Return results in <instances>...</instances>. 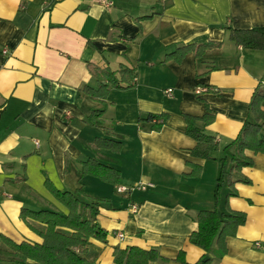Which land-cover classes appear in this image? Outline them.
Listing matches in <instances>:
<instances>
[{"label":"crops","instance_id":"1","mask_svg":"<svg viewBox=\"0 0 264 264\" xmlns=\"http://www.w3.org/2000/svg\"><path fill=\"white\" fill-rule=\"evenodd\" d=\"M110 1L0 0V233L41 242L21 208L67 214L54 191L83 187L82 199L104 198L84 212L107 232L104 241L88 239L89 264H118L114 248L128 246L156 249L161 259L148 264H180L179 252L191 264L202 256L211 264H264V154L245 150L253 164L232 171L234 185L223 178L216 186L225 147L252 120L251 96L264 87V50L236 45L229 30L264 27V0ZM212 41L220 45L174 53ZM91 65L135 67V82L109 89L104 102L91 98L85 88L98 87ZM200 86L207 90L196 95ZM207 106L213 120L205 131L219 145L213 158L194 156L196 143L184 132V116L200 117ZM97 110L104 112L93 126ZM146 113L165 115L159 130L149 129ZM97 138L121 147L102 148ZM88 158L120 169L118 183L83 175ZM146 183L153 186L137 187ZM215 207L247 219L225 239V253L216 246L205 253L189 240L197 212Z\"/></svg>","mask_w":264,"mask_h":264},{"label":"trees","instance_id":"2","mask_svg":"<svg viewBox=\"0 0 264 264\" xmlns=\"http://www.w3.org/2000/svg\"><path fill=\"white\" fill-rule=\"evenodd\" d=\"M229 39L236 45L248 49L264 50V27L246 30H229ZM220 43H206L194 46L192 44L176 48L175 54H183L193 49L200 54L206 48L219 46ZM174 53H171L174 54ZM91 73L97 77L98 87L96 89L87 87L86 92L91 98L104 102L109 89L127 88L133 85L136 78V68L121 65L117 71L109 67L90 66ZM264 101V87L260 84L255 88L250 102L249 110L252 120L243 122L237 137L225 147V155L220 159L221 169L216 186L219 187L223 178L227 184L234 185L230 178L232 171H240L243 167L253 164L251 158L245 155V150L264 154V109L261 102ZM103 110L94 111L90 116L93 126L100 125V117ZM165 115L147 114L143 118L149 124V129L159 130L164 124ZM185 134L194 139L196 145L192 154L202 158H213L212 154L219 148L217 138L205 131V126L213 120L211 110L206 107V112L200 117L185 115ZM100 140V138H97ZM98 146L118 152L120 141L102 138L97 142ZM234 150L230 151L229 148ZM229 163V164H228ZM83 175L93 174L110 184H117L120 176V169L110 164L102 163L93 158L82 162L80 169ZM240 182L250 184L248 178H239ZM57 199L67 207V214H61L49 209L32 210L26 207L21 208L19 217L27 223L41 238V242H17L10 237L0 233V263L27 264V261H34L38 264H89L86 259L88 239L94 238L104 241L107 232L93 223L85 214V209L92 207L96 201L104 198H92L86 201L81 198L85 196L83 187L76 191H54ZM234 195L235 191L232 192ZM229 195V194H228ZM227 195V196H228ZM218 193L215 191V203H218ZM91 198V197H90ZM215 204V205H216ZM33 220L45 225L44 230H38L30 225L28 220ZM246 216L243 212L230 210L226 213H219L213 209H201L197 212L196 221L198 228L189 236L192 244L198 246L204 252H209L214 246L220 253L226 252L225 239L228 236H235L238 226L245 223ZM62 228L68 230H62ZM113 259L118 264H148L150 261L161 259L156 249H141L135 246H128L124 249L115 247ZM180 264H191L184 260L179 252L177 257ZM193 264H211L210 259H203V256Z\"/></svg>","mask_w":264,"mask_h":264},{"label":"built area","instance_id":"3","mask_svg":"<svg viewBox=\"0 0 264 264\" xmlns=\"http://www.w3.org/2000/svg\"><path fill=\"white\" fill-rule=\"evenodd\" d=\"M100 4H102L103 6H105V7H109V6H111V4H113V3H111V1L110 0H97ZM4 53L6 52V49L3 51ZM207 89L205 88V87H198V88H196L195 90H194V93L196 94V95H201V93L202 92H204V91H206ZM172 92V89H167V90H165V93L166 94H170ZM153 185L151 184V183H146V184H139V185H137V187L138 188H140V189H146L147 187H152ZM135 208V207H134ZM119 237L120 238H122L123 237V235L120 233L119 234Z\"/></svg>","mask_w":264,"mask_h":264},{"label":"rangeland","instance_id":"4","mask_svg":"<svg viewBox=\"0 0 264 264\" xmlns=\"http://www.w3.org/2000/svg\"><path fill=\"white\" fill-rule=\"evenodd\" d=\"M221 188V187H220ZM0 264H7L6 262H1ZM10 264H13V263H10Z\"/></svg>","mask_w":264,"mask_h":264}]
</instances>
